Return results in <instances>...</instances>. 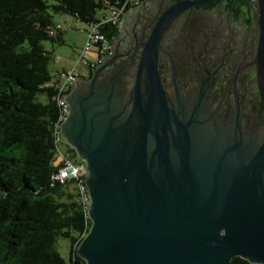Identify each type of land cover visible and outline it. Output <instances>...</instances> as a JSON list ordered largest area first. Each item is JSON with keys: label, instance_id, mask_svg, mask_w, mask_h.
<instances>
[{"label": "water", "instance_id": "obj_1", "mask_svg": "<svg viewBox=\"0 0 264 264\" xmlns=\"http://www.w3.org/2000/svg\"><path fill=\"white\" fill-rule=\"evenodd\" d=\"M216 1L131 9L122 34L154 22L139 58L124 63L114 52L63 98L61 138L88 174L93 224L77 252L86 264H264V0H251L261 118L248 122L241 110L227 118L206 83L183 92L161 45L181 15Z\"/></svg>", "mask_w": 264, "mask_h": 264}, {"label": "trees", "instance_id": "obj_2", "mask_svg": "<svg viewBox=\"0 0 264 264\" xmlns=\"http://www.w3.org/2000/svg\"><path fill=\"white\" fill-rule=\"evenodd\" d=\"M125 1L0 0V264H86L77 252L93 223L74 184L52 181L62 165L56 154L62 109L58 75L50 68L53 53L44 43L64 42L62 30L51 34L57 28L54 15L89 26ZM218 5L250 21V0H217L205 7ZM102 32L111 42L120 35L110 24ZM68 148L67 155L80 164ZM59 238L70 242L68 261L57 248ZM231 264L250 263L235 258Z\"/></svg>", "mask_w": 264, "mask_h": 264}, {"label": "flooded vegetation", "instance_id": "obj_3", "mask_svg": "<svg viewBox=\"0 0 264 264\" xmlns=\"http://www.w3.org/2000/svg\"><path fill=\"white\" fill-rule=\"evenodd\" d=\"M219 7L203 6L181 15L161 45L171 51L177 83L183 92L187 94L206 83L209 100L215 109L222 105L227 118L237 110L244 111L246 120L251 122L253 115L263 116L257 86L258 69L254 64L260 26L253 8L248 12V22L244 17L235 18L226 13L225 7ZM163 9L164 5L158 12L162 14ZM146 23L141 19L131 31L126 30L124 34L120 31L119 43L114 47L120 62L131 63L139 58L143 43L154 26V22ZM168 60L164 51L160 53V70L166 82Z\"/></svg>", "mask_w": 264, "mask_h": 264}, {"label": "built area", "instance_id": "obj_4", "mask_svg": "<svg viewBox=\"0 0 264 264\" xmlns=\"http://www.w3.org/2000/svg\"><path fill=\"white\" fill-rule=\"evenodd\" d=\"M136 0H126L122 6L110 7L107 11H105L104 15L99 18V22H94L89 25L88 39L87 44L84 50H82V55L79 57L77 64L70 72H59L58 74V84L57 88V97H59V105L62 109V117L59 122V128H57V136H56V145L57 151L56 154L60 158L62 165L59 168V171L54 175L52 181L54 183L62 184L65 186L68 182L74 184L79 202L84 207V210L87 212L91 206V199L88 187L86 185V180L88 178V174L86 169H84V164L70 159L67 154H63L60 143H62V134H61V124L65 122L66 118L69 115V106L63 98L67 97L69 91V84H75L77 79H81L82 75L78 70V67H85L90 72L98 68L100 65L104 63V58L112 57L114 54V42H111L110 39L107 38V35L102 32L106 25H111L114 27H118L120 23L123 22L125 16L128 14L126 9L129 5L133 6V3ZM58 30H62L60 26H57L56 29L51 31L52 36L56 35ZM92 54L95 59L87 60L86 56ZM60 58H57L56 61L59 63ZM89 215V214H88Z\"/></svg>", "mask_w": 264, "mask_h": 264}, {"label": "rangeland", "instance_id": "obj_5", "mask_svg": "<svg viewBox=\"0 0 264 264\" xmlns=\"http://www.w3.org/2000/svg\"><path fill=\"white\" fill-rule=\"evenodd\" d=\"M146 1L147 0H136L133 3V8L131 9L138 8L139 6L141 7ZM172 2L173 0H171V3ZM219 6V8L221 9L224 7L223 5ZM252 8L254 9L253 5ZM101 14L102 12H98L97 16L100 17ZM53 23L56 27H61L64 42L56 44L45 42L44 46L46 50L52 51L53 53V61L52 64H50V68L53 75H58L59 72H70L74 69L75 64H77L79 57L82 55V50H84L86 47L88 39L87 31H89V26L85 23H82L81 20L71 16H67L66 14L54 15ZM57 58L61 59L59 63L56 61ZM86 59L94 60L95 57L92 54H89L86 56ZM78 70L80 71L82 77L87 79L90 78V70L82 66L78 67ZM40 101L46 102V98L44 96H41ZM60 148L63 154H68L69 148L65 143H63V141L62 143H60ZM57 248L60 251V255L68 261L70 252L69 240L59 238Z\"/></svg>", "mask_w": 264, "mask_h": 264}, {"label": "bare ground", "instance_id": "obj_6", "mask_svg": "<svg viewBox=\"0 0 264 264\" xmlns=\"http://www.w3.org/2000/svg\"><path fill=\"white\" fill-rule=\"evenodd\" d=\"M74 84H69V88H73ZM58 101H59V97H58ZM60 122V121H59ZM56 127V126H55ZM57 128H59V125L57 126ZM57 130V129H56ZM57 133V132H56ZM57 136V135H56ZM85 169V166H84Z\"/></svg>", "mask_w": 264, "mask_h": 264}, {"label": "crops", "instance_id": "obj_7", "mask_svg": "<svg viewBox=\"0 0 264 264\" xmlns=\"http://www.w3.org/2000/svg\"><path fill=\"white\" fill-rule=\"evenodd\" d=\"M92 77V72H90V78ZM89 78V79H90ZM82 79H84V80H88L87 78H84V77H82ZM71 91H72V89H71ZM71 91H70V93H71ZM69 94V93H68Z\"/></svg>", "mask_w": 264, "mask_h": 264}]
</instances>
